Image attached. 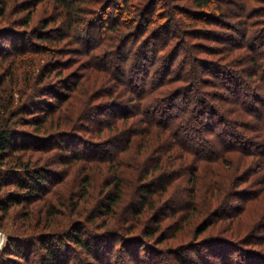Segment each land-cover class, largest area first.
Segmentation results:
<instances>
[{
  "label": "trees",
  "instance_id": "obj_1",
  "mask_svg": "<svg viewBox=\"0 0 264 264\" xmlns=\"http://www.w3.org/2000/svg\"><path fill=\"white\" fill-rule=\"evenodd\" d=\"M41 1L44 0L25 1L21 11L26 10V15L14 23L30 28V8ZM46 1L54 14L48 21L35 24L36 30L20 33L7 24L4 28L10 30L3 33L7 29L0 28V36H7L0 40V61L11 62L12 69L20 62L30 66L36 62L30 77L35 76L37 84L49 82L42 93L35 91L37 95L25 101L17 113L10 114L13 118L26 113L30 118L21 120L35 128L33 135L18 131L0 117V169L8 170L0 183L17 187L7 205L40 199L61 181L60 175L42 167L29 168V158V162H23L25 152L59 149L66 152L60 156L63 164L74 160L85 166V186L76 193L77 199L87 196L92 177L89 170L93 172L96 161L108 164L99 169L105 175L102 183L107 193L93 206L94 214L84 221L58 231L54 228L22 239L14 237L4 256L6 260L2 261L29 264L33 254H40L39 264H71V260L79 261L84 254L85 264H153L157 255L148 246L150 242L143 237L133 240L135 235L115 230L120 224L125 225L134 217L137 221L132 230L151 239L160 232L164 218L181 211L174 223L181 225L178 231L186 222L198 234L205 232L207 227L199 223L201 211L196 210L198 199L202 194L205 208L213 209L222 203L227 186L235 181L233 177L236 179L232 166L225 173L222 171L229 164L224 155L228 151L238 153L240 159L234 167L241 169L242 151L250 153L248 158L257 157L264 171V0ZM3 5L0 16H5L8 9L7 4ZM52 24L56 25L54 32L48 27ZM77 52L85 62L76 60L72 64L78 70H71L72 74L64 77V70L71 66L66 61L70 57L73 60ZM7 76L0 74V91ZM9 77L11 86L17 85L19 75L12 73ZM25 83L30 85V78ZM23 98L21 95L19 101ZM96 98L102 101L95 103ZM100 114L110 115L111 120L96 119L95 115ZM136 118L142 125L137 131L130 128ZM93 121L98 124L97 129L86 124ZM119 122L123 124L121 129ZM199 123L210 132H201L195 127ZM107 126L114 136H125L114 149L96 145L86 136L101 137ZM81 129L86 135L78 132ZM137 132L143 133L144 138L135 143L131 137ZM165 139L177 146L171 157H165L168 153L151 160L142 156L137 163L130 159V164L124 159L134 144L140 145L138 154L144 150L142 155H146L163 150ZM199 165L212 169H207L210 182L199 177L203 170ZM169 167L190 171L187 183L191 193L188 202L181 203V210L170 199L169 188L178 177L164 172ZM247 172L251 174L248 169ZM150 175L152 178H148ZM147 178L153 183L143 184ZM241 178V182H248L250 177ZM136 182L142 183L137 185L140 189L133 197L140 205L123 206L131 196H127L124 187ZM43 201L45 206L44 198ZM1 208L6 211L8 207ZM118 210L120 214L114 219ZM98 216L104 221L89 226ZM149 222L150 226H142ZM170 228L172 225L166 231ZM120 236L123 248L113 259L110 243ZM37 242L40 244L36 250ZM187 250V244H177L171 251L177 264H193L186 257ZM5 251L0 250V256ZM222 254H214L219 259L214 264L224 263L227 255ZM205 261L213 264L208 258Z\"/></svg>",
  "mask_w": 264,
  "mask_h": 264
},
{
  "label": "rangeland",
  "instance_id": "obj_2",
  "mask_svg": "<svg viewBox=\"0 0 264 264\" xmlns=\"http://www.w3.org/2000/svg\"><path fill=\"white\" fill-rule=\"evenodd\" d=\"M25 1L27 0H0V9L4 6L3 4H7L8 6V9L4 14L5 16H0V28L3 27V29H7L4 28V26L10 24L13 29L19 30L20 33L31 32L36 30L33 27L36 26L35 24L43 23L45 19H47L48 21V17L54 14L52 8L48 6V2L46 0L38 2L37 4L34 3L33 7L30 8L33 14V21L30 28H24L19 23L14 22L15 20L26 15V10L21 11V9L25 6L23 5ZM48 27L50 28L49 30L51 32H54V27H56V25L52 24ZM9 30L10 29L2 31L4 33L8 32ZM3 33L0 36V40L6 39L7 37L4 36ZM72 57L74 58L73 60H71L72 58L70 57L66 61L67 66H71L70 68H67V70H64V77H69L72 74L71 70H78V68L75 69V66L72 64L76 60L78 62H85L84 57H82L80 53L75 54V56ZM10 63L11 62L9 61H5V59L0 61V74L6 73L8 75L6 77L7 79L5 80L6 82L2 87L3 89L2 91H0V117L3 119V122L7 121V123H9L11 127L15 125V128L18 131L21 130V132L33 135V133H35V128L30 125H25L24 121L21 120L22 117L26 119L30 118L26 113H18L13 118H11L10 114L13 111H16L17 113L19 107H23L26 104L25 101L29 102L30 98H32L36 94L35 91L40 92L44 90L49 82L47 81L46 83L37 84L35 82V78H33L35 76H33L32 78L30 77V72H32V69H36V62L34 66L28 65L29 63L25 64L20 62L16 65H13L14 69L9 68ZM6 69L8 73L6 71L4 72V70ZM78 72L80 73V71ZM12 73H15V75H19L17 85L13 84L14 86H11V83H9V75ZM26 78H30V85L26 86ZM53 80H55V77L53 78ZM8 85H10L11 89L8 87ZM40 93L38 95H40ZM21 95H23L24 98L19 101ZM207 98L209 100L210 96H207ZM43 99L44 97L41 98V100ZM100 101L102 100H98L97 98L95 99V103H100ZM32 102L38 103L35 100H32ZM33 103L30 106H33ZM25 108H28L27 105L25 106ZM95 118L106 122L111 120V117L108 114H100L99 116L95 115ZM134 121L132 122V126L130 128H133L135 131H137L139 130L137 128H140V126L142 125H140V122L137 118L134 119ZM199 122L202 121L200 120ZM86 124H89V126L93 127V129H97L98 127V124H95L94 121L87 122ZM118 125L120 129L123 127L122 122H119ZM195 127H198L199 130H201V132L203 133L210 132L201 127L200 123ZM102 130H104L105 132L101 137H92V135H86V131L82 129L78 132L82 135L88 136L90 142L95 143L96 145L103 146L107 149H114V145L122 142V140L125 138V136L121 137L120 135L114 136L113 133H111L112 130L108 129V126ZM49 132H53V130H50ZM238 137L237 139L239 140ZM131 138L132 141L136 143L137 140H142L144 136L143 133L140 134V132H137V134L133 135ZM249 140L254 141L253 138H249ZM163 143H165L163 150H156L157 152L155 151L152 154L146 155H142V153L145 152L144 150L138 154L137 151L140 145L134 144L132 145V147H130V152L127 153V155H124V159L127 162L132 159V161L134 160L133 163H135V161L137 163L138 159H141L142 156H147V158H150L151 160V158L161 156L162 153L163 156L168 153V156L166 155L165 157H171L172 154L176 151L177 146L174 142L166 141V139L165 141H163ZM255 150L257 149L255 148ZM65 153V151L61 152V150L59 149H51L48 153L39 150L25 152L23 162H29L26 161L29 158V160L31 161L28 163L30 164L29 168L35 169L42 167L47 171L53 172L55 175H57V173L60 175L61 181L56 183L55 187H52L50 192L44 193V195L41 196L40 199H35L32 202H27L21 205H7L9 203V199L11 198L10 196L16 193L17 187L10 184H6L5 186H3L0 183V207H8L6 211L2 208L0 209V250H7L3 255L0 256V264H5V261H2V259L6 260L4 256H7L6 253L9 250V244H12L11 240H14V237L22 239L26 236H29V234L37 235L38 233H45L46 231L54 228H57L58 231L61 229H66L73 223H76L80 220L84 221L85 217L88 218L89 216L94 214L92 212L93 206H96V203L101 201L103 195L107 193V191H104L105 189L102 183V181L105 179V175L100 174L103 172H100L99 169L102 166L107 167L108 164H99V162L96 161L93 165V172L89 170L92 174V177H90L91 187L88 190L87 196L85 198L83 197L77 199L76 193L78 191H83L82 188L85 186L84 176L87 173L84 169L85 166L81 165V163H78V161L70 160L69 164H63L60 156H64ZM19 154H21V152L16 153L15 155L19 156ZM242 154L244 159L243 164H241V169L234 167L236 166L235 163L240 159V155H238V153L234 151H228V153L224 155V158H229V164L224 166L222 171L225 173L226 169L229 166H232L230 170L233 173V176L236 177V179L233 177V180H235L234 183L231 182L229 183V187L227 186L225 195L222 198V203H220L213 209H207L205 208L206 201H202V194L196 203V210H198L199 208L202 215L200 219L201 221L199 223H204V226L207 227L205 232L198 234L197 231L191 229V226L186 225V222H184V224L178 231L177 229L181 225L178 223H174L176 220H178L181 211L176 212L173 216L164 218V220H162V226L159 230L160 232H156L155 235L151 236V239L148 237H144L143 233L139 232L137 229L132 230V225L134 226L136 224L135 222L137 221L136 219H134V217L131 218V221H126L125 225L120 224L115 230L118 229L119 232H124V234L127 235H135V238H133V240L139 241L140 237L147 239L150 242L148 246H151L152 250H154V253H156L157 255V258L153 260V264H177L178 259L174 254H171V251L176 248L177 244L178 246L184 244L188 245L189 251H186V257L191 260V263L193 264H205V260L207 258L209 259V262H212L213 264L218 263L219 259L215 258V253L219 255L221 253H223L222 255H227L226 260L223 264H264V229H262V231H259L261 230V228H264V171L263 169H261V164H259L257 157L248 158V155L250 153L248 154L244 151H242ZM130 163L131 162H129L128 164ZM177 163L179 164L180 161H178ZM193 165L196 167L195 164ZM213 165L214 164H212L211 167ZM200 167L203 166L199 165V168ZM208 167L209 166L203 167V170H201L202 172L199 173V177H205V179H203L210 182L211 177L208 171L212 169ZM247 169L251 171V174L247 172ZM7 172V168L0 169V181L7 175ZM164 172L172 173V176L175 174L174 178L178 177V179L176 181H173V183L171 184L169 191L172 194L170 199L173 201L174 206L176 207V209L181 210V203L185 201L188 202V199L190 197L189 193H191L189 190L191 186H189L187 183V180L190 176V171H187L183 168V172H181L175 167H169ZM243 175L246 178H248V176L250 177L248 179V182L240 181ZM220 177L221 176H218V180ZM148 178H152V176L150 175ZM152 181L153 180L149 181L148 179L147 181H144L143 184L149 185L153 183ZM135 184L129 185L128 183V185L124 187V192L127 193V196H129L130 194L131 196L129 197V200L127 199V203H125L124 201L125 204L123 206L128 207L131 205L130 207H137L140 205V203L138 205L137 200H135L133 197L135 196V193L138 191V189H140L139 186H141L142 183L138 182L136 185ZM138 184L139 186H137ZM244 196L245 198H243L242 200V197ZM43 198L46 201L45 206L42 205L44 203ZM131 200L133 202H131ZM162 213H165V211H163ZM220 213H224L222 217L219 215ZM119 214L120 211L118 210V212L115 213L114 219H117ZM187 214H189V212H187L186 210V215ZM196 215L197 214H195L194 216ZM126 217H129V215H127ZM103 219L104 218H102L101 216H98L95 218L93 223L89 224V226H92V224L94 226V224L100 222L102 223L104 221ZM148 220L151 219L148 218ZM149 224L152 223L149 222L146 225L142 226H150ZM168 225H172V228H170L169 231H166ZM105 229L106 228H104V230ZM93 233L96 234V231H94ZM174 234L177 235L175 237L176 239H172V236H174ZM250 234H253V236H250ZM7 235L11 236V239L7 238ZM110 238L111 240H113L112 234H110ZM120 239L116 240L115 243H113V241H111L112 243L109 242L111 244V248H114L111 251L113 252V259L116 258L117 254H121V250L123 248V243H121L123 239L121 236ZM39 244L40 242H37V245H35L36 250L39 247ZM145 246L146 244L143 246V250H145ZM210 254H212L211 257ZM39 255L40 254H33V256L29 258V264H39L37 263L39 262L41 256ZM81 256L83 257L81 260H71L70 263L73 264L74 262H77L78 264H85L87 262H85L84 260L85 255L81 254ZM200 256H202L203 259L200 258ZM73 257H75V255ZM127 264L139 263L127 262Z\"/></svg>",
  "mask_w": 264,
  "mask_h": 264
}]
</instances>
